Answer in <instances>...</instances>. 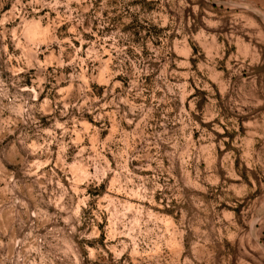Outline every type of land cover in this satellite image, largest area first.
Here are the masks:
<instances>
[{
    "label": "rangeland",
    "instance_id": "obj_1",
    "mask_svg": "<svg viewBox=\"0 0 264 264\" xmlns=\"http://www.w3.org/2000/svg\"><path fill=\"white\" fill-rule=\"evenodd\" d=\"M0 264H264V12L0 0Z\"/></svg>",
    "mask_w": 264,
    "mask_h": 264
},
{
    "label": "crops",
    "instance_id": "obj_2",
    "mask_svg": "<svg viewBox=\"0 0 264 264\" xmlns=\"http://www.w3.org/2000/svg\"><path fill=\"white\" fill-rule=\"evenodd\" d=\"M225 1H236V0H225ZM241 2H245L247 4H250L252 6H256L259 8V10H262L264 12V0H240Z\"/></svg>",
    "mask_w": 264,
    "mask_h": 264
}]
</instances>
